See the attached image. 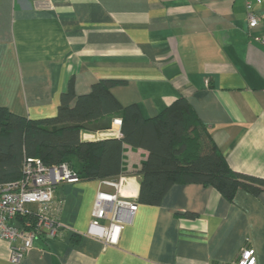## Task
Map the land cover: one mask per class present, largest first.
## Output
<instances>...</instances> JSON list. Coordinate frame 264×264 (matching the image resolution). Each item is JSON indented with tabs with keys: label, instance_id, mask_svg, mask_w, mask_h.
<instances>
[{
	"label": "crops",
	"instance_id": "1",
	"mask_svg": "<svg viewBox=\"0 0 264 264\" xmlns=\"http://www.w3.org/2000/svg\"><path fill=\"white\" fill-rule=\"evenodd\" d=\"M249 1L254 28L246 0H0V106L51 117L70 85L87 93L104 78L121 80L111 93L144 118L183 96L228 165L264 177V44L253 38L264 34V0ZM115 118L82 138L120 136ZM147 153L124 145L122 196L136 200ZM98 181L55 186L64 227L18 264H232L247 248L264 264V191L238 189L230 201L209 185L173 184L106 244L87 233ZM0 264H16L1 237Z\"/></svg>",
	"mask_w": 264,
	"mask_h": 264
},
{
	"label": "trees",
	"instance_id": "2",
	"mask_svg": "<svg viewBox=\"0 0 264 264\" xmlns=\"http://www.w3.org/2000/svg\"><path fill=\"white\" fill-rule=\"evenodd\" d=\"M119 79H99L87 93L62 92L54 116L32 119L0 106V184L18 181L27 158L45 165L66 163L80 180L117 178L124 172V145L147 156L138 168V204L159 205L173 184L199 183L216 188L227 200L238 189L258 195L264 177L233 170L209 128L183 96L155 116L144 118L134 103L122 105L110 88ZM118 116L120 136L84 140L83 132L104 131ZM29 212L18 215L22 221ZM74 237V236H73Z\"/></svg>",
	"mask_w": 264,
	"mask_h": 264
},
{
	"label": "built area",
	"instance_id": "3",
	"mask_svg": "<svg viewBox=\"0 0 264 264\" xmlns=\"http://www.w3.org/2000/svg\"><path fill=\"white\" fill-rule=\"evenodd\" d=\"M245 6L248 26L254 28L259 23V16L249 0ZM253 38L264 44V34ZM120 123L121 120L115 118L112 125L117 128ZM22 171L18 181L0 184V237L8 243L10 260L16 264L21 262L40 235L53 238L63 229L58 217L60 205L53 197L55 186L80 180L66 163L48 166L39 158H27ZM121 185L122 178L98 181L87 233L106 244L118 242L124 226L130 222L138 206L136 200L121 195ZM28 204L35 205L31 211L33 215L21 221L18 215L29 212ZM232 264H257L254 249H243Z\"/></svg>",
	"mask_w": 264,
	"mask_h": 264
}]
</instances>
